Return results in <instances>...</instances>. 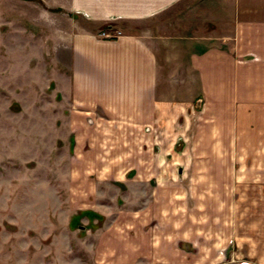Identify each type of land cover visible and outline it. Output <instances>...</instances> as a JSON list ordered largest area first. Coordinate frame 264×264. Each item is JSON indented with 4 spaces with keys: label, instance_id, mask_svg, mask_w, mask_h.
Here are the masks:
<instances>
[{
    "label": "rangeland",
    "instance_id": "obj_1",
    "mask_svg": "<svg viewBox=\"0 0 264 264\" xmlns=\"http://www.w3.org/2000/svg\"><path fill=\"white\" fill-rule=\"evenodd\" d=\"M30 28L0 26V264H264V154L198 137L201 103L143 130L83 111Z\"/></svg>",
    "mask_w": 264,
    "mask_h": 264
},
{
    "label": "crops",
    "instance_id": "obj_2",
    "mask_svg": "<svg viewBox=\"0 0 264 264\" xmlns=\"http://www.w3.org/2000/svg\"><path fill=\"white\" fill-rule=\"evenodd\" d=\"M0 26L36 27L64 98L85 112L143 130L192 121L201 103L198 137L225 131L241 154H264V0H0Z\"/></svg>",
    "mask_w": 264,
    "mask_h": 264
},
{
    "label": "water",
    "instance_id": "obj_3",
    "mask_svg": "<svg viewBox=\"0 0 264 264\" xmlns=\"http://www.w3.org/2000/svg\"><path fill=\"white\" fill-rule=\"evenodd\" d=\"M241 264H254V263H251V262H243Z\"/></svg>",
    "mask_w": 264,
    "mask_h": 264
},
{
    "label": "built area",
    "instance_id": "obj_4",
    "mask_svg": "<svg viewBox=\"0 0 264 264\" xmlns=\"http://www.w3.org/2000/svg\"><path fill=\"white\" fill-rule=\"evenodd\" d=\"M103 36H109L106 32L101 33Z\"/></svg>",
    "mask_w": 264,
    "mask_h": 264
},
{
    "label": "flooded vegetation",
    "instance_id": "obj_5",
    "mask_svg": "<svg viewBox=\"0 0 264 264\" xmlns=\"http://www.w3.org/2000/svg\"><path fill=\"white\" fill-rule=\"evenodd\" d=\"M247 262V261H246ZM241 264V263H240Z\"/></svg>",
    "mask_w": 264,
    "mask_h": 264
}]
</instances>
